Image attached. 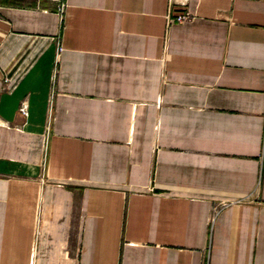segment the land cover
I'll return each instance as SVG.
<instances>
[{"label": "crops", "instance_id": "obj_1", "mask_svg": "<svg viewBox=\"0 0 264 264\" xmlns=\"http://www.w3.org/2000/svg\"><path fill=\"white\" fill-rule=\"evenodd\" d=\"M187 7L0 0V264H264V1Z\"/></svg>", "mask_w": 264, "mask_h": 264}, {"label": "built area", "instance_id": "obj_2", "mask_svg": "<svg viewBox=\"0 0 264 264\" xmlns=\"http://www.w3.org/2000/svg\"><path fill=\"white\" fill-rule=\"evenodd\" d=\"M264 1V0H262ZM176 5H181L184 9L181 12H174V7ZM188 6V0H170V12L168 15V20L169 22H179V23H184L187 20H189L191 18L192 13L190 12ZM63 47L62 45L58 46V56L60 55V53L62 52ZM57 71L54 72V78L56 77ZM6 81H10L9 78H6ZM21 111L24 114H27V106L24 104L22 106Z\"/></svg>", "mask_w": 264, "mask_h": 264}]
</instances>
